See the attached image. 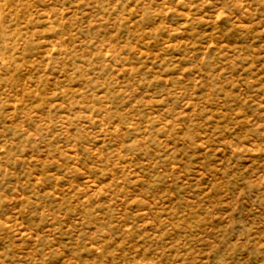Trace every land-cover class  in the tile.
<instances>
[{
  "label": "rangeland",
  "instance_id": "obj_1",
  "mask_svg": "<svg viewBox=\"0 0 264 264\" xmlns=\"http://www.w3.org/2000/svg\"><path fill=\"white\" fill-rule=\"evenodd\" d=\"M0 264H264V0H0Z\"/></svg>",
  "mask_w": 264,
  "mask_h": 264
}]
</instances>
